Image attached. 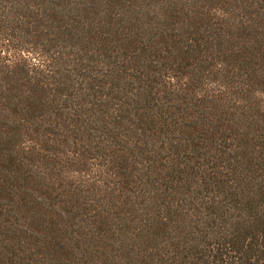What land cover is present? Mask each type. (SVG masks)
<instances>
[{
	"label": "trees",
	"instance_id": "obj_1",
	"mask_svg": "<svg viewBox=\"0 0 264 264\" xmlns=\"http://www.w3.org/2000/svg\"><path fill=\"white\" fill-rule=\"evenodd\" d=\"M204 1L0 0L1 198L27 207L31 157L68 145L83 121L89 138L101 125L119 138L129 120L141 144L182 131L188 147L211 140L228 156L215 167L231 203L209 204L220 219L241 218L230 235L245 263L264 264V163L224 164L264 159V0Z\"/></svg>",
	"mask_w": 264,
	"mask_h": 264
},
{
	"label": "rangeland",
	"instance_id": "obj_2",
	"mask_svg": "<svg viewBox=\"0 0 264 264\" xmlns=\"http://www.w3.org/2000/svg\"><path fill=\"white\" fill-rule=\"evenodd\" d=\"M124 123L109 128L119 138L103 134L104 125L89 138L83 121L68 145L57 139L40 149L43 159L31 157L33 178L22 182L27 207L0 196V264H247L230 235L241 218L220 219L209 204L231 203L215 167L228 156L211 140L188 147L182 131L137 143ZM260 155L224 164L251 172L264 163Z\"/></svg>",
	"mask_w": 264,
	"mask_h": 264
}]
</instances>
